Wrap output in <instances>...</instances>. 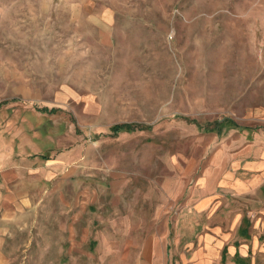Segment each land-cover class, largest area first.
<instances>
[{
  "label": "rangeland",
  "instance_id": "1",
  "mask_svg": "<svg viewBox=\"0 0 264 264\" xmlns=\"http://www.w3.org/2000/svg\"><path fill=\"white\" fill-rule=\"evenodd\" d=\"M7 105L35 151L65 157L70 204L39 208L9 264H141L121 253L141 231L168 234L146 264H200L187 240L234 232L237 211L246 231L264 219V0H0ZM225 118L239 127L211 130ZM234 179L248 191L224 195ZM205 195L229 203L192 217L183 205Z\"/></svg>",
  "mask_w": 264,
  "mask_h": 264
},
{
  "label": "crops",
  "instance_id": "2",
  "mask_svg": "<svg viewBox=\"0 0 264 264\" xmlns=\"http://www.w3.org/2000/svg\"><path fill=\"white\" fill-rule=\"evenodd\" d=\"M5 107L4 110L0 108V264H9L11 255L17 252L16 242L19 232H25L26 238L29 237L31 243L33 216L39 208L47 207L54 198L59 202L58 205L63 208L68 204L66 181L54 179L60 168L65 166V157L60 154L55 157H46L39 151H35L32 143L27 142L30 131L26 128L25 133L19 134L17 115L16 113L12 114V105ZM13 110L16 111V108ZM110 130L113 134L126 131L114 132L111 127ZM32 131L34 130L32 129ZM71 170L75 171L76 168L69 171ZM234 180L233 183H225L221 188L220 191L224 195L228 192L236 194L248 191V188L242 189L241 185L237 184V179ZM110 192H112V196L109 203L111 207H114L118 203L117 195L115 193L113 195V188H110ZM82 195L85 194H81V191L74 194L73 206H77ZM95 195L96 190H89L90 201ZM191 196L190 193L187 194V197ZM191 199H187L183 206L192 217L208 212L212 203L217 202L218 205L223 203L228 205L229 203L222 195L218 200L212 198L211 195H205L195 201ZM237 203L239 204L240 201L238 200ZM154 208L156 209V206ZM157 216L158 218L161 216L160 204L157 205ZM243 217L242 213L237 211V224L234 232L224 234L221 230H213L204 233L199 238H190L189 241H186L185 248L193 250L194 246H197V250H193V252L195 253V260L200 258V264H211L212 256L216 255L220 256V260H224V254L225 264H264V219H250V230L246 231L241 228V223L245 219ZM71 221L76 224L80 218L75 217ZM95 227L94 219L87 220L86 226L81 228V237L87 236L89 228L93 230ZM111 229L115 230L114 221ZM167 235L160 231L148 234L141 231L137 232L135 236L128 233L124 236L126 240L122 244L121 253L124 255L135 253L139 255L141 264H146V260L150 263L152 254L161 256L163 250L165 251ZM75 237L76 232L70 227L68 238L74 239ZM177 237L180 240L181 236L178 235ZM96 238L97 236L94 239ZM103 244L111 247L108 253L114 254L112 244L107 242ZM100 245L102 244L99 242L96 244L97 247ZM153 264H156V261Z\"/></svg>",
  "mask_w": 264,
  "mask_h": 264
},
{
  "label": "trees",
  "instance_id": "3",
  "mask_svg": "<svg viewBox=\"0 0 264 264\" xmlns=\"http://www.w3.org/2000/svg\"><path fill=\"white\" fill-rule=\"evenodd\" d=\"M238 127L239 126L236 125L234 122H232L231 120L225 118L223 120L214 122L213 127H212L211 130L216 131L217 133H221L222 128L229 129V128H238ZM111 129L114 132H117L119 130L128 131V130H131L132 128L128 124L123 123V124H114L113 126H111Z\"/></svg>",
  "mask_w": 264,
  "mask_h": 264
}]
</instances>
